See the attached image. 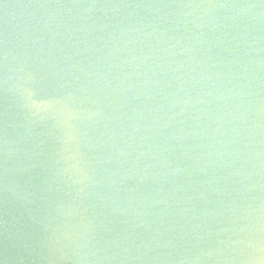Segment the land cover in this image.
Wrapping results in <instances>:
<instances>
[{
  "label": "water",
  "instance_id": "water-1",
  "mask_svg": "<svg viewBox=\"0 0 264 264\" xmlns=\"http://www.w3.org/2000/svg\"><path fill=\"white\" fill-rule=\"evenodd\" d=\"M0 264H264V0H0Z\"/></svg>",
  "mask_w": 264,
  "mask_h": 264
}]
</instances>
